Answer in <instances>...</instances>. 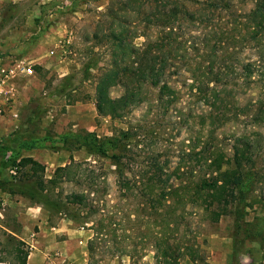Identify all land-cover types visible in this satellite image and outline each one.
I'll list each match as a JSON object with an SVG mask.
<instances>
[{
	"label": "rangeland",
	"instance_id": "rangeland-1",
	"mask_svg": "<svg viewBox=\"0 0 264 264\" xmlns=\"http://www.w3.org/2000/svg\"><path fill=\"white\" fill-rule=\"evenodd\" d=\"M42 1L32 3L30 0L19 5L17 19L12 21L13 29L26 25L30 31L29 45H22L24 50L17 55L27 56L33 48L31 58L40 69L33 66L34 73L24 78V87H19L17 116L5 115L0 119V177L9 179L13 174L3 167V160L5 154L14 150L20 155L33 153V157L45 165L46 178L52 175L57 165L67 164L70 154L81 165L74 169L73 180H61L49 196L42 197V203L0 190V201L6 205L0 226L20 233V236L27 232L34 241L42 237L70 239L76 228H89L92 234L86 242L88 264H156L157 243L162 230L155 219L160 217L161 208L151 213L148 220L149 212L139 210L136 196L127 199L120 195L111 159L89 155L83 148L56 150L54 148L61 145L60 136L81 129L94 132L98 137L122 129L129 131L128 154L132 170L127 172L137 173L135 165L147 168L146 165L154 159L167 161L170 166H174L181 156L188 159L186 152L190 137H194L197 129L205 134L213 131V142L227 154L231 153L235 137L248 135L257 143H254L252 163L246 166L249 172H253L254 187L248 195L243 219L239 222L231 213L211 222L200 207L189 205L183 218L178 220V230L172 234L171 241H177L180 248L191 245L202 262L230 264L234 240L240 249L238 264H264V121L254 124L251 120L254 107L262 101V96L257 95L259 87L253 85L245 92L242 87L229 84L227 89L233 90L228 93L232 95H207L205 98V95L191 94L180 85L184 81L190 83L192 72L197 71L203 57L213 54L215 69L226 72L219 78L239 82L237 71L242 61L254 59L255 52L252 48L240 47L227 36L237 34V15L250 9L252 3L232 0L229 9L209 12L198 3L204 0H170L183 4L188 10L198 9L202 16L200 21H181L177 29L178 39L186 40L188 48L186 52L179 50L178 54L184 57L174 59L170 82L181 93L168 108H164L159 105L158 89L147 82L141 95L147 98L129 108L123 117L113 118L99 116L95 108L96 86L110 66L111 51H120L108 36L109 31L120 23L126 25L130 33L134 29L136 35L142 33V13L148 3L162 5L163 0ZM124 4H127V10L122 9ZM26 11L29 14H25L27 19H24ZM150 32H157V28L152 27ZM123 36L128 38V33L124 32ZM206 39L211 42L221 39V44L210 52L204 44ZM144 40L145 37L139 35L133 43L140 47ZM25 48H28L26 52ZM122 91L119 83L108 87L111 98L118 97ZM211 97L223 98V105L210 106ZM195 114L205 118L202 126ZM32 137L38 140V146L29 150L23 148L21 142ZM89 181L92 185L88 184ZM95 190L101 195V201L96 204L94 214H90L89 206L77 208L65 203V195L70 192L95 193ZM73 214L80 215V220L71 219ZM100 215L106 220L109 218L111 224L105 227L103 234L95 237L93 228L97 223L94 222ZM40 225H46L47 229L41 231ZM52 225L61 227V230L49 229ZM49 232H53V236ZM12 237L9 231L0 227L1 264L17 260L12 250L16 237ZM22 247L27 248L25 243ZM185 259L190 260L187 256L182 260Z\"/></svg>",
	"mask_w": 264,
	"mask_h": 264
},
{
	"label": "trees",
	"instance_id": "trees-1",
	"mask_svg": "<svg viewBox=\"0 0 264 264\" xmlns=\"http://www.w3.org/2000/svg\"><path fill=\"white\" fill-rule=\"evenodd\" d=\"M163 2L162 5L157 2L148 3L147 9L142 13L141 22H144L142 33L136 35V29L130 33L126 25L120 23L110 29L108 36L116 42V47L120 51H111L110 66L96 86L95 108L99 116L123 117L129 108L147 98L141 96L142 88L147 82L158 89L161 107L168 108L176 99V95H180V89L170 82L173 79L171 69L175 65L174 59L184 57L178 54L179 50L186 52L188 47L185 46L186 40L178 39L177 29L181 21H200L202 16L198 9L188 10L177 1ZM239 2L242 4L251 2L252 7L237 15V34L233 36L230 33L227 37L237 42L240 47L252 48L255 52L254 59L242 61L237 71L239 82L232 83L219 78L226 72L215 69L213 54L211 57H203L197 71L192 72L190 83L184 81L180 85L191 94L205 95V98H208L207 95H232L228 93L233 90L227 89L229 84L242 87L245 92L251 86L257 85L259 87L257 95L262 96V101L254 107V113L251 115V120L257 124L264 121V0ZM198 3L203 4L209 12L227 10L233 4L232 0H204ZM122 9L127 10V4H124ZM152 27H156L157 32H150ZM124 32L128 33V38L123 36ZM139 35L145 37L140 47L133 43V39ZM204 44L211 52L221 44V39H214L213 42L206 39ZM35 68L40 69L39 66ZM116 83L121 85L123 91L118 97L111 98L108 87ZM211 98L213 101L209 104L212 107H220L224 103L223 98ZM196 114L195 117L200 118L198 123L202 126L205 118ZM207 132L205 134L197 129L194 137H190L191 143L186 152L189 156L186 159L188 161L181 156L174 166H170L167 161L160 162L154 159V162L146 165L147 168L135 165L138 168L137 173L127 172L132 170L128 154L130 133L123 129L103 137L84 129L75 133L67 132L60 136L61 145L54 149L72 151L83 148L89 155L111 159L115 166L116 185L121 196L127 199L136 196L139 210H148V220L151 219V213L161 208L160 217L155 219L156 225L162 230L157 243L156 264H179L184 256L197 264H211L207 261L202 262L191 245L178 247L177 241H171V236L178 230V220L183 218L189 205L200 207L208 214L211 222H217L222 216L231 213L237 221L243 219L248 195L254 187L253 172H249L246 166L252 163L253 147L257 140L248 135H238L231 143V153L227 154L218 143L213 142V131ZM21 146L25 149L35 148L38 146V140L32 137L30 140L22 141ZM80 165L81 162L74 161L70 154L67 164L57 166L52 175L45 178L43 163L31 156H21L18 150H14L4 155L3 167H15L16 172L10 175L9 179L0 177V190L10 195L20 194L37 204L42 203V197L49 196L61 180H73L74 169ZM88 184L92 185V182L89 181ZM100 201L101 195L96 190L95 193L80 191L65 195L66 204L75 205L77 208L89 206L90 214L95 213L96 204ZM80 218L78 214L71 215L73 220ZM108 221L109 218L106 220L104 215L97 218L94 222L97 224L93 228L95 237L103 234L105 227L111 224ZM12 236L16 237V244L12 250L17 257L12 263L26 264L28 251L22 247L24 242L14 234ZM185 249L187 250L184 251ZM239 251L233 240L230 264H238Z\"/></svg>",
	"mask_w": 264,
	"mask_h": 264
},
{
	"label": "crops",
	"instance_id": "crops-1",
	"mask_svg": "<svg viewBox=\"0 0 264 264\" xmlns=\"http://www.w3.org/2000/svg\"><path fill=\"white\" fill-rule=\"evenodd\" d=\"M30 0H0V63L1 62H9L16 61L19 59L28 60L34 67L39 66L36 65V61L34 58H31L32 52H34L33 48H31L30 52L27 56H18L19 51L24 48L21 46L29 45L27 41H29L28 36L30 31L27 30L26 25L20 26L19 28H14L12 25V21L16 20V9L19 5L23 3H27ZM32 3L36 0H31ZM41 1V0H40ZM50 0H43L42 2H49ZM31 12V11H29ZM28 12H24V19H27L26 15ZM15 14V15H14ZM29 14V13H28ZM27 14V15H28ZM35 34V32H34ZM33 41V40H32ZM33 45L32 43H30ZM36 46V45H35ZM29 47V46H28ZM28 49V48H27ZM25 48V51L27 50ZM37 51V49H36ZM29 55V56H28ZM26 75H16L9 80L8 89H12L14 95H20L19 87H24L25 84L22 85V81L24 78H27ZM23 95V93H22ZM5 115L9 117H14L11 111L6 112L4 115L0 117L4 118ZM29 150V149H27ZM21 156H31L33 157V153H29L28 155ZM70 156V155H69ZM34 158V157H33ZM36 159V158H34ZM37 160V159H36ZM63 165V164H62ZM60 166V165H57ZM46 169V167H45ZM9 171V168H7ZM10 172V171H9ZM11 173V172H10ZM45 173V171H44ZM46 178V176H45ZM5 203L0 201V210L4 211ZM4 213L2 212L0 221L3 217ZM41 223V222H40ZM43 223V221H42ZM3 229L11 232L21 241H23L26 245V249L28 251L26 264H88L87 263V253H86V242L91 237L92 229H85L84 227L76 228L72 231V237L69 239H49L48 238H40L39 240H32L27 235V232H23V234L12 232L7 229L5 226H0ZM41 231L47 229L46 225H40ZM63 226L62 228H64ZM68 228V227H67ZM72 228V227H71ZM49 229L58 232L61 230V227H56L54 225L49 226ZM51 236H53V232ZM35 242V243H34ZM218 264H227L226 262L220 263L216 261ZM2 262H0L1 264ZM8 264H14L12 262ZM179 264H195L189 259L182 260Z\"/></svg>",
	"mask_w": 264,
	"mask_h": 264
},
{
	"label": "built area",
	"instance_id": "built-area-1",
	"mask_svg": "<svg viewBox=\"0 0 264 264\" xmlns=\"http://www.w3.org/2000/svg\"><path fill=\"white\" fill-rule=\"evenodd\" d=\"M50 53H53V51L50 50ZM33 73L34 67L26 59H19L11 63L6 61L0 63V117L9 111L13 116H17L18 95H14L12 89L7 88L10 78L19 74L29 76ZM9 171L14 174L16 169L12 167L9 168ZM2 210H0V218Z\"/></svg>",
	"mask_w": 264,
	"mask_h": 264
}]
</instances>
